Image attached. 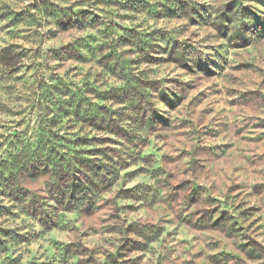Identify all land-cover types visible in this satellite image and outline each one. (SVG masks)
I'll use <instances>...</instances> for the list:
<instances>
[{
	"label": "rangeland",
	"instance_id": "374dc122",
	"mask_svg": "<svg viewBox=\"0 0 264 264\" xmlns=\"http://www.w3.org/2000/svg\"><path fill=\"white\" fill-rule=\"evenodd\" d=\"M0 230V264H264V0H0Z\"/></svg>",
	"mask_w": 264,
	"mask_h": 264
},
{
	"label": "trees",
	"instance_id": "16d2710c",
	"mask_svg": "<svg viewBox=\"0 0 264 264\" xmlns=\"http://www.w3.org/2000/svg\"><path fill=\"white\" fill-rule=\"evenodd\" d=\"M67 188L71 200L77 202V204L80 206L85 203L84 201L88 194V188L86 182L79 175L73 174L70 176V179L67 183Z\"/></svg>",
	"mask_w": 264,
	"mask_h": 264
}]
</instances>
